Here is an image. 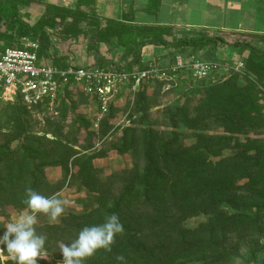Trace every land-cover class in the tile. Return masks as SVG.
I'll list each match as a JSON object with an SVG mask.
<instances>
[{
  "label": "trees",
  "instance_id": "obj_1",
  "mask_svg": "<svg viewBox=\"0 0 264 264\" xmlns=\"http://www.w3.org/2000/svg\"><path fill=\"white\" fill-rule=\"evenodd\" d=\"M162 3L163 0H148L143 11L148 15L157 16ZM96 5V0H73L70 4L59 3L58 0H0V53L12 47L23 48L29 41L38 42V56L41 62L59 69L79 68L82 66L75 59L63 57L60 48L67 41H76L79 36H83L88 42L86 48L94 53L93 62L88 65L104 68L122 67L119 62L109 61L102 56L98 48L105 45L110 46L111 49L123 48L124 59L132 58L125 65L126 69L131 70L135 66L144 69L145 65L141 63V51L148 46L172 49L171 62L177 55L189 57L200 53V56L207 60L219 61L221 47L244 48L249 51L244 66L256 76L258 83L264 86V51L253 44L256 40L238 37L240 40L232 41L233 36L223 34H203L196 38L176 39V33L171 27L137 24L133 9L123 10L119 19L105 20V27H103ZM187 51H190L189 54ZM206 80L196 83H204ZM182 81L192 82L189 72L183 73L178 82L171 84ZM237 81V78H232L228 82L200 91L195 88L191 91L193 96H200L199 112H205V115L214 123L217 121L212 119V116L217 115V120L224 129L222 136L210 137L208 142L205 137L200 136L194 142L187 143L188 135H184L181 131L180 121L185 127L194 130L201 129V126L187 117L189 115L184 108L176 110L170 123L171 130L160 137L156 136L153 127L147 125L152 121L149 115H143L138 126H135L136 121H134L133 126L126 131L122 146L123 148L134 146L132 152L137 158V165L131 172L133 177H115L110 182L102 183V185L97 183L89 187L93 193L98 194L95 197L98 205L95 213L98 214L93 215L91 218L93 220L81 221L70 218L65 220V223H69L65 227L56 225L48 226L46 229L52 233L67 235L64 240L69 241L76 239L79 231L84 227L103 225L112 215L118 216L121 223L125 220L126 227L127 221L134 225L132 212L128 213V211L136 205L135 203L144 204L151 202L152 199L160 203L162 199H165L167 203L172 204V200L176 201L186 194L187 186L194 176L206 173L209 177L207 190L212 194V196L208 195L206 201L208 207L203 211L206 216L210 215L208 229L204 231L201 227L192 231L183 227L182 222L187 216L180 214L175 224L153 229L149 233H128L124 228L123 234L116 237L111 251L120 248L122 252L129 251L137 264H173L190 258L196 259L201 264H221L223 258L220 255H223V249L217 247L215 241L218 231H225L226 226H232L234 222L238 223L240 220L241 225L250 227L251 230L260 226L257 219L253 221V225H250L246 223L244 217L231 216L223 211L225 208L223 203L228 201L225 192L237 191L231 184L232 179L244 176L258 181L264 177V142L254 141L245 144L235 153L236 145H233L232 139L226 140L228 134L240 135L243 132L260 134L264 131V106L258 104L257 88L250 81H247L245 87H240ZM151 85L168 84L163 82L144 84L137 90L136 95L141 94ZM77 91H68L66 88L60 102L63 99H70ZM87 98L97 109V101ZM4 104L10 106L8 108L11 111L7 114L10 116V123L15 124L13 131L15 133L8 139L7 144L0 146V206L13 207L20 211L26 208L24 201L29 188L48 197L51 186L45 173L47 168L61 167L65 172V179L68 178L71 173L69 161L75 154L63 137L56 141H48L39 139L31 130H26L24 122L26 116L23 113L29 109L21 101ZM33 110L46 111L47 109L40 105ZM113 110L114 106L110 114ZM82 126L88 128L83 120ZM93 126H95V120ZM94 137L96 136L88 135L87 141L90 139L92 144ZM14 140H21V147L17 151L10 147ZM51 144L55 146L52 147ZM228 148L233 152L231 151L230 157H223V152ZM252 152L254 155H251ZM85 158L82 155L73 163L78 166V163ZM141 161H144V168H141ZM188 164L190 169L188 174L185 177L176 176V173L181 175L185 170L184 166ZM164 171L173 176L172 181L175 185L167 184ZM86 173L91 177L92 182L93 173L90 170ZM84 174L83 170L79 171L77 177ZM212 175H218L219 178ZM120 187H122L121 191H119ZM197 206L198 204L186 203V207L195 211L192 215L196 213ZM200 209L203 210L202 205ZM236 209L237 207H231L229 210ZM126 214H128L127 218ZM260 219L263 217L261 216ZM74 223H76V232L71 234L66 228L68 225L73 226ZM73 230L74 228L71 229ZM86 264H102V260L88 259ZM257 264H264V261H259Z\"/></svg>",
  "mask_w": 264,
  "mask_h": 264
},
{
  "label": "rangeland",
  "instance_id": "obj_2",
  "mask_svg": "<svg viewBox=\"0 0 264 264\" xmlns=\"http://www.w3.org/2000/svg\"><path fill=\"white\" fill-rule=\"evenodd\" d=\"M32 11L35 14V11ZM238 37L233 35L234 39L231 40L238 41L240 40ZM87 43L83 36H79L76 41L69 40L61 46V54L63 57H72L82 67H86L93 62H89L88 59L94 56V53L86 48ZM98 50L101 53H107L108 51L114 60L121 61V59L119 60L118 51L111 49L110 46L101 45ZM189 52L187 51V54ZM121 54L124 55V52L121 51ZM248 55L249 51L244 48L230 49L228 53L223 54L221 60L225 64H230L232 68L236 63L245 62ZM232 78L238 79L237 82L240 87H245L247 81L252 82L258 90V104L264 106V86L259 84L256 76L244 66L240 72L223 68L200 84L194 81H182L171 85H151L137 95V91L126 93L118 99L110 116L105 117L104 120H106L101 122L98 128L93 126L94 120L96 121V108L93 106L92 101L87 98L88 96L86 97L80 91L75 92L70 99H63L53 111L27 110L23 113L26 116L24 118L26 130H31L37 138L48 141H56L58 138L63 137L67 145L74 151L73 154H75L69 161L72 174L70 173L71 176L69 175L68 178L65 179L66 175L61 167L47 168L45 172L51 186L48 197L57 196L69 201L64 215L56 223H50L48 217L43 214L37 216L36 231L46 238L45 247L48 255L52 258L51 264H62V257L59 254L60 248L64 244H70L75 239L65 241L67 235L52 233L46 227L56 225L65 227L66 224H69L65 223V220L70 218L81 221L93 220L91 219L93 215L98 214L95 213L98 210L95 201L98 194L93 193L89 187L97 183L102 185V183L110 182L115 177H133L131 172L137 165V158L132 152L134 146H126V148L122 146L125 142L124 135L133 126L134 121H136L135 126H138L141 117L149 115V119L152 121L147 125L153 127L156 136L160 137L171 130L170 123L176 110L184 108L187 115H189L187 117L193 123H198L201 126V129L194 130L185 127L180 121L182 124L181 131L184 135H188L187 143L194 142L200 136L205 137L207 142L210 137L222 136L224 129L219 124L217 115L212 116V119L217 121L214 123L205 115V112H199L200 96H193L194 94L191 91L194 88L200 91L219 83L228 82ZM8 107L10 106L0 101V146L7 144L8 139L12 138V134L15 133H13L15 124L10 123V116L7 114L11 111ZM10 115L12 116V113ZM81 119L87 124L88 128L82 126ZM88 135L89 137L91 135L96 136L93 138L92 144L90 139L87 141ZM227 139H230V141L232 139L233 145H236L235 153H237L245 144L254 141L264 142V131H261L260 134L248 132L240 133V135L228 134ZM11 143L12 150L17 151L21 147V140H14ZM51 146L54 147L55 145L51 144ZM231 151L230 148L225 150L223 157H230ZM82 155L86 158L79 162L77 166L73 161ZM251 155H254V153L252 152ZM143 162L141 161V168L145 166H143ZM184 169L181 175L176 173V176L185 177L190 170L189 164L184 166ZM82 170L85 174L77 177L78 172ZM87 170H90L94 175L92 182L91 177L87 176ZM164 173L167 184L175 185L172 181L173 176L165 171ZM212 176L219 178L218 175ZM208 180L209 177L206 173L194 176L187 186L186 194L183 197L181 196L182 199L180 197L176 201L172 200V204L167 203L165 199H162L160 203H157L155 199L144 204L135 203L136 205H133L128 211V213L132 212V220L135 223L133 225L127 221L126 227L124 220L122 224L126 229L125 231H128V233L140 232L139 234L149 233L153 229L157 230L162 226L175 224L180 214L187 216L182 222L183 227L192 231L202 227L205 231L210 226L208 224L210 215L206 216V213H203L208 207L206 205L208 195L211 194L207 190ZM231 184L237 191L225 192L228 201L223 203V206H225L223 211L231 216L240 215L244 217L246 223H250V225H253V221L257 219L260 226L251 230L250 227L246 228L245 225H241L240 220L238 223L234 222L232 226H226L225 231H218L215 241L217 247L223 249V255H220L223 258L221 264H257L259 261H264V177L258 181L244 176L235 177L231 180ZM121 190L122 187L119 188V191ZM186 203L198 204L196 213L192 215L195 211L186 207ZM201 205L203 210L200 209ZM231 207H237V209L229 210ZM22 211L24 210L19 211L13 207L4 208L0 206V226L9 222L10 218L16 217ZM127 216L128 214H126V218ZM261 216L263 219H260ZM75 224L73 226L68 225V228H66L71 234L76 232ZM72 228H74L73 231H71ZM49 234L52 236L51 238ZM204 236L205 234L203 238ZM7 255L6 251L0 250V264H15V261ZM97 258L102 260V264H137L129 251L122 252L121 248L116 251L115 249L113 251L111 249L107 251L99 250L89 259ZM173 264L201 263L194 258H190L176 261Z\"/></svg>",
  "mask_w": 264,
  "mask_h": 264
},
{
  "label": "built area",
  "instance_id": "obj_3",
  "mask_svg": "<svg viewBox=\"0 0 264 264\" xmlns=\"http://www.w3.org/2000/svg\"><path fill=\"white\" fill-rule=\"evenodd\" d=\"M38 50L39 43L29 41L23 48L12 47L0 53V100L11 104L21 101L29 110L42 105L53 111L60 104L66 88L72 92L78 90L98 103L96 128L120 97L135 93L144 84L163 82L170 85L187 72L192 81L199 82L211 78L223 68L236 72L244 68L242 61L231 68L222 60L210 61L200 55H177L170 63L151 60L144 69L135 66L128 70L123 64L122 67L88 65L59 69L41 62Z\"/></svg>",
  "mask_w": 264,
  "mask_h": 264
},
{
  "label": "crops",
  "instance_id": "obj_4",
  "mask_svg": "<svg viewBox=\"0 0 264 264\" xmlns=\"http://www.w3.org/2000/svg\"><path fill=\"white\" fill-rule=\"evenodd\" d=\"M59 3L70 4L73 0H58ZM97 14L103 27L105 20L119 19L123 10L135 11V21L141 25L166 26L174 29L176 39L196 38L203 34L231 35L256 40L253 44L264 51V0H163L157 16L146 14L148 0H96ZM105 46V45H103ZM107 47V46H105ZM231 48H220L223 54ZM118 51L119 64L126 65L132 58L124 59V49ZM227 50V51H224ZM172 49L148 46L142 49V64L151 60L171 62ZM109 61L114 60L111 54L102 53ZM90 57V56H89ZM88 61H93L89 58Z\"/></svg>",
  "mask_w": 264,
  "mask_h": 264
},
{
  "label": "clouds",
  "instance_id": "obj_5",
  "mask_svg": "<svg viewBox=\"0 0 264 264\" xmlns=\"http://www.w3.org/2000/svg\"><path fill=\"white\" fill-rule=\"evenodd\" d=\"M24 203V211L0 226V250L6 251L15 264H51L46 238L36 231L37 216L43 214L50 223H56L69 201L45 197L29 188ZM123 232L124 226L116 215L108 217L103 225L84 227L75 241L60 248L62 264H86L99 250H110Z\"/></svg>",
  "mask_w": 264,
  "mask_h": 264
}]
</instances>
